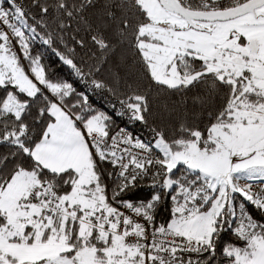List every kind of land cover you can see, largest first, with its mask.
I'll return each instance as SVG.
<instances>
[{"label":"snow or ice","instance_id":"snow-or-ice-1","mask_svg":"<svg viewBox=\"0 0 264 264\" xmlns=\"http://www.w3.org/2000/svg\"><path fill=\"white\" fill-rule=\"evenodd\" d=\"M0 264H264V0H0Z\"/></svg>","mask_w":264,"mask_h":264},{"label":"trees","instance_id":"trees-1","mask_svg":"<svg viewBox=\"0 0 264 264\" xmlns=\"http://www.w3.org/2000/svg\"><path fill=\"white\" fill-rule=\"evenodd\" d=\"M54 59V58H53ZM62 75L68 76V78L71 79V76L68 74L67 70H64V72L61 73ZM107 94H95L91 97V102L97 107L100 108L102 110L108 111L110 106L107 103V100L105 99V96ZM117 123L120 124L121 126H123L124 124L127 123V118H119L117 117ZM128 127L131 131L138 132V127L133 126L131 124H128Z\"/></svg>","mask_w":264,"mask_h":264}]
</instances>
